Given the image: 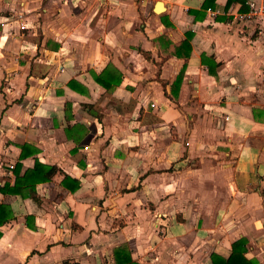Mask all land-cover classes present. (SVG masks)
Returning <instances> with one entry per match:
<instances>
[{
	"label": "crops",
	"instance_id": "crops-1",
	"mask_svg": "<svg viewBox=\"0 0 264 264\" xmlns=\"http://www.w3.org/2000/svg\"><path fill=\"white\" fill-rule=\"evenodd\" d=\"M228 1L0 0V264H264V0Z\"/></svg>",
	"mask_w": 264,
	"mask_h": 264
},
{
	"label": "trees",
	"instance_id": "trees-1",
	"mask_svg": "<svg viewBox=\"0 0 264 264\" xmlns=\"http://www.w3.org/2000/svg\"><path fill=\"white\" fill-rule=\"evenodd\" d=\"M211 0H206L203 5L204 9H208L212 5L209 3ZM231 5V0L228 1L227 7ZM187 46V42L182 45ZM189 47V43H188ZM190 52V50H189ZM190 54V53H189ZM188 54V55H189ZM187 55V56H188ZM184 76V72L182 71L178 76L174 85L179 87L182 83V79ZM122 74L118 72L116 68L107 67L101 74L95 75L96 82L102 87L110 90L114 87L119 86L122 83ZM75 81L69 83L70 88L75 87ZM26 147L22 148L21 160H24L28 157V153L25 151ZM23 167L22 162H19L16 167V182L13 186L10 184H6L4 188H2V192L5 195H17L23 198L31 197L33 193L36 192V187L38 184L48 183L52 181L53 177L58 172V168L56 166H49L41 163L39 160L36 161L34 168L28 169L23 175H21V169ZM62 186L71 191H76L80 187V182L78 180H72L69 176H65L62 181ZM14 218V213L9 204L0 203V226L8 223L10 220ZM247 242L245 240L237 241L233 244V253L228 259H224L217 255H213V263L214 264H257L256 261L247 260L244 256ZM123 252V251H122ZM117 258H119L120 253L116 252ZM124 256L127 257L129 261L128 251H124ZM131 264H134L131 260L129 261ZM121 264V262H120Z\"/></svg>",
	"mask_w": 264,
	"mask_h": 264
},
{
	"label": "built area",
	"instance_id": "built-area-1",
	"mask_svg": "<svg viewBox=\"0 0 264 264\" xmlns=\"http://www.w3.org/2000/svg\"><path fill=\"white\" fill-rule=\"evenodd\" d=\"M251 12L248 14L247 19H256L257 23H260L261 25L264 24V7L262 5H259L255 1L249 2ZM22 29H26L25 25H21ZM154 107V105H153Z\"/></svg>",
	"mask_w": 264,
	"mask_h": 264
},
{
	"label": "water",
	"instance_id": "water-1",
	"mask_svg": "<svg viewBox=\"0 0 264 264\" xmlns=\"http://www.w3.org/2000/svg\"><path fill=\"white\" fill-rule=\"evenodd\" d=\"M164 10H165V7H164L163 2H158V4L156 5V8H155V11L157 13H162V12H164Z\"/></svg>",
	"mask_w": 264,
	"mask_h": 264
}]
</instances>
